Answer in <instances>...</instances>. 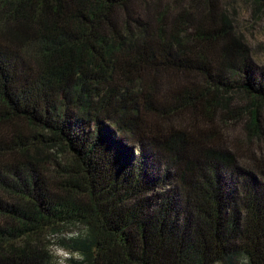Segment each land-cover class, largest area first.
<instances>
[{"label": "trees", "instance_id": "1", "mask_svg": "<svg viewBox=\"0 0 264 264\" xmlns=\"http://www.w3.org/2000/svg\"><path fill=\"white\" fill-rule=\"evenodd\" d=\"M221 9L0 0V264L77 223L88 264H264V158L225 133L259 135L264 67Z\"/></svg>", "mask_w": 264, "mask_h": 264}, {"label": "rangeland", "instance_id": "2", "mask_svg": "<svg viewBox=\"0 0 264 264\" xmlns=\"http://www.w3.org/2000/svg\"><path fill=\"white\" fill-rule=\"evenodd\" d=\"M212 1L231 18L235 30L243 36L244 41L249 45L254 60L260 67H264V7L257 5L254 0ZM240 104L241 102L237 103L238 106ZM243 104H247V102H242ZM260 113L259 135H250L251 132L245 128L244 121L239 123L237 120H231L225 130L229 149L236 151L242 161L250 162L251 158H264V104L260 108Z\"/></svg>", "mask_w": 264, "mask_h": 264}, {"label": "clouds", "instance_id": "3", "mask_svg": "<svg viewBox=\"0 0 264 264\" xmlns=\"http://www.w3.org/2000/svg\"><path fill=\"white\" fill-rule=\"evenodd\" d=\"M90 238L91 229L86 224L61 225L57 230L45 232L43 250L50 257V264H88V257L84 251L66 247L62 241H84ZM236 260L237 264H251V258L245 252H240ZM214 264H224V261L218 259Z\"/></svg>", "mask_w": 264, "mask_h": 264}]
</instances>
